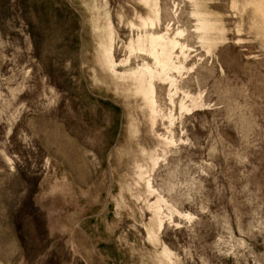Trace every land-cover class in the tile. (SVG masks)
I'll return each instance as SVG.
<instances>
[{"label": "rangeland", "instance_id": "374dc122", "mask_svg": "<svg viewBox=\"0 0 264 264\" xmlns=\"http://www.w3.org/2000/svg\"><path fill=\"white\" fill-rule=\"evenodd\" d=\"M0 264H264V0H0Z\"/></svg>", "mask_w": 264, "mask_h": 264}]
</instances>
